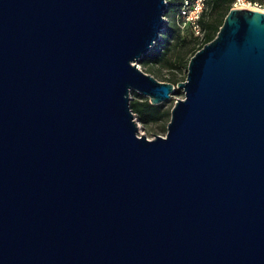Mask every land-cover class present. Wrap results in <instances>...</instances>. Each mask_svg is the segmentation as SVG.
Wrapping results in <instances>:
<instances>
[{
    "label": "water",
    "instance_id": "obj_1",
    "mask_svg": "<svg viewBox=\"0 0 264 264\" xmlns=\"http://www.w3.org/2000/svg\"><path fill=\"white\" fill-rule=\"evenodd\" d=\"M167 0H0V264H264V10L187 77L139 61ZM179 88L165 136L131 91Z\"/></svg>",
    "mask_w": 264,
    "mask_h": 264
},
{
    "label": "trees",
    "instance_id": "obj_2",
    "mask_svg": "<svg viewBox=\"0 0 264 264\" xmlns=\"http://www.w3.org/2000/svg\"><path fill=\"white\" fill-rule=\"evenodd\" d=\"M261 6L264 0H251ZM235 0H207L206 9L201 18L205 30L203 36L195 35L190 29H182L178 22V13L183 0H167V21L159 40L154 47L145 54L139 63L142 68L161 80L177 85L187 77V67L192 55L204 44L213 40L217 35L225 16L233 7ZM167 70V73L163 70ZM184 94L183 90L176 88L170 104H152L146 97L136 90L131 91L130 105L141 123H168L171 119V110L174 106V95Z\"/></svg>",
    "mask_w": 264,
    "mask_h": 264
},
{
    "label": "built area",
    "instance_id": "obj_3",
    "mask_svg": "<svg viewBox=\"0 0 264 264\" xmlns=\"http://www.w3.org/2000/svg\"><path fill=\"white\" fill-rule=\"evenodd\" d=\"M240 2H249L250 4L256 5L258 4L257 2H252L251 0H235L233 7H240ZM206 5L207 0H183L178 13V22L181 28L190 29L195 35L203 36L205 30L202 26L201 18L204 10L206 9Z\"/></svg>",
    "mask_w": 264,
    "mask_h": 264
},
{
    "label": "rangeland",
    "instance_id": "obj_4",
    "mask_svg": "<svg viewBox=\"0 0 264 264\" xmlns=\"http://www.w3.org/2000/svg\"><path fill=\"white\" fill-rule=\"evenodd\" d=\"M239 5L242 7H247V6L249 7L250 6L251 8L262 9V10L264 9V7L261 6L260 4H257V5L256 4H250L249 2H240ZM140 66H141V64H140ZM163 72L167 73V70L164 69ZM158 79H160V78H158ZM162 81H164V80H162ZM183 97H184V94L174 95L175 101L178 98H183ZM170 100H168L164 103L169 105ZM167 124L168 123L159 122V123H150L148 125H145V124L139 122V134H146L149 138H155L156 134L165 136L167 133Z\"/></svg>",
    "mask_w": 264,
    "mask_h": 264
},
{
    "label": "bare ground",
    "instance_id": "obj_5",
    "mask_svg": "<svg viewBox=\"0 0 264 264\" xmlns=\"http://www.w3.org/2000/svg\"><path fill=\"white\" fill-rule=\"evenodd\" d=\"M248 7V6H247ZM250 7V6H249Z\"/></svg>",
    "mask_w": 264,
    "mask_h": 264
}]
</instances>
